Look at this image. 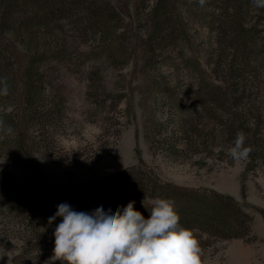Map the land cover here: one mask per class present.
I'll list each match as a JSON object with an SVG mask.
<instances>
[{"label":"rangeland","instance_id":"374dc122","mask_svg":"<svg viewBox=\"0 0 264 264\" xmlns=\"http://www.w3.org/2000/svg\"><path fill=\"white\" fill-rule=\"evenodd\" d=\"M58 1L45 13L30 6L25 29L13 27L30 41L34 69L25 148L16 93L0 94V252L11 257L0 264H45L61 221L48 219L61 203L115 213L134 201L149 218L142 201L154 198L174 203L200 243L202 264H264V8L251 0ZM241 131L253 151L235 164L228 150ZM30 155L45 186L142 167L242 208L167 188L144 170L69 193L18 187L7 174L27 179Z\"/></svg>","mask_w":264,"mask_h":264},{"label":"clouds","instance_id":"9594fccd","mask_svg":"<svg viewBox=\"0 0 264 264\" xmlns=\"http://www.w3.org/2000/svg\"><path fill=\"white\" fill-rule=\"evenodd\" d=\"M206 0H199L201 7ZM256 8H264V0H251ZM0 94H8L6 79L0 80ZM246 134L238 132L228 150L235 164L250 158L253 149L246 146ZM145 201V200H144ZM142 205L149 218L134 208L130 201L115 213L98 207L92 213L78 212L67 203L57 206L48 219L54 230V248L45 264H202V249L191 229L181 225L174 203L154 198ZM2 248V247H0ZM4 249L5 255L11 257Z\"/></svg>","mask_w":264,"mask_h":264},{"label":"trees","instance_id":"16d2710c","mask_svg":"<svg viewBox=\"0 0 264 264\" xmlns=\"http://www.w3.org/2000/svg\"><path fill=\"white\" fill-rule=\"evenodd\" d=\"M88 1V0H87ZM113 0H89V4L95 5V7H104L103 5L107 4L111 5ZM58 0H0V80L6 79L8 85V91L10 89H14L15 91V118H16V126L20 139L21 147H26L28 142V133L30 129V116H28V93L32 91L30 89V85L32 83L33 69H34V61L31 56L30 49V41L27 43V40H24V36L18 31L15 32L13 28L17 22L23 29H25V24L29 20V17L26 15L27 8L32 6L34 10H37V13H45V9L49 10L50 8H55L59 5ZM16 7L18 9H16ZM23 31V30H22ZM24 34V33H23ZM23 39V40H18ZM119 42L122 39H118ZM140 38L135 37L134 45L138 47ZM22 61H25L23 63ZM2 87V85H0ZM33 171L32 174L25 179L24 181H20L13 176L7 174V177L11 181H16L15 185L18 187L28 186L32 188H40L43 190H50L54 193H69L80 190L82 188H88L99 183L100 185L106 184V182H111L123 178L130 172H140L144 170L142 167L127 169L118 174L112 175L106 178H96L92 179L88 182L68 186V187H60L55 185H43L40 178L39 169L37 166V161L34 156H31ZM145 171V170H144ZM1 174V173H0ZM147 177L153 178L155 182L164 185L167 188L173 190H179L184 192H191L194 194H210L206 190H186L177 186H173L168 183H163L156 177L152 172L145 171L144 173ZM12 182V183H13ZM212 193V192H211ZM212 197L228 203L236 209L242 208L240 204L231 199L229 196L212 193L210 194ZM54 198V196H52ZM205 217L207 220L215 221V214L213 212L207 213L204 211ZM202 215V217H203ZM217 217V216H216Z\"/></svg>","mask_w":264,"mask_h":264}]
</instances>
